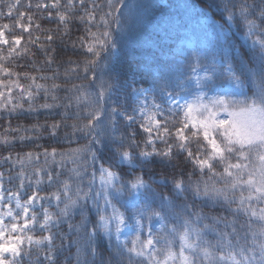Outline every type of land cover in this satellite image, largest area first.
Here are the masks:
<instances>
[{
  "label": "snow or ice",
  "instance_id": "6c2138e0",
  "mask_svg": "<svg viewBox=\"0 0 264 264\" xmlns=\"http://www.w3.org/2000/svg\"><path fill=\"white\" fill-rule=\"evenodd\" d=\"M147 7L0 0V19L15 18L0 24V145L43 132L51 140L37 145L42 151L0 155V264H31L33 255L35 264H57L65 252L64 264H264V0H204L212 32L204 47L133 70L122 55L151 42ZM38 15L57 27L42 29ZM30 47L44 65L57 64L51 76L6 66ZM69 47L84 59L64 60ZM60 67L66 83H88L62 89ZM144 68L151 83L133 86L130 74L143 79ZM41 92L39 109L63 108L60 119L13 127V118L38 111ZM63 144L77 147L53 146ZM210 206L228 215L202 211Z\"/></svg>",
  "mask_w": 264,
  "mask_h": 264
},
{
  "label": "trees",
  "instance_id": "16d2710c",
  "mask_svg": "<svg viewBox=\"0 0 264 264\" xmlns=\"http://www.w3.org/2000/svg\"><path fill=\"white\" fill-rule=\"evenodd\" d=\"M28 0H22V4L27 3ZM37 2V0H31V3L34 5ZM133 2L139 3L141 0H133ZM143 3H145L148 7L146 9L147 17L151 18V25L148 27V32L152 35V40L149 44H146L144 47H132L126 49V51L122 55V60L124 63L131 66L133 70H135L137 64H144V65H150L152 67L155 66L157 58L159 59H169L171 57H175L177 59L181 58V54L185 51L195 48L197 46L202 47L200 44L201 41H205L207 44V39L210 40L212 38V32L211 29L208 27L211 24V20H206L203 15H201V11L204 8V0H142ZM191 6V8L187 6ZM21 11H28L27 9L21 7ZM184 11H187V18L186 21H190L192 18L196 16L201 17V21L197 23L196 25H191L189 33H187L186 37L191 34L193 36V47L192 48H184L183 52L176 51L174 52L171 48L175 46V42H177L181 37H184V35L179 32V30H175L173 33H169L167 24L169 23L170 26L176 25V22L179 17L182 15L181 13ZM34 11V9L32 10ZM175 13H180L179 15L175 16ZM214 19H219L218 16H213ZM26 22V21H25ZM36 22L41 25L42 29H55L57 27L55 22H49L47 19H41L39 15L36 18ZM2 23H8V24H15V18L12 19H0V24ZM180 25V24H179ZM177 25V26H179ZM204 28L205 30H201ZM95 30V29H93ZM204 31V32H202ZM202 32V33H201ZM16 34L19 35L20 32L17 30ZM83 34V28L81 27L80 31H76V29H73V32L71 34V39L75 40L78 35ZM33 35H39L41 36V40L43 41V34L38 31H33ZM166 35V38L164 37ZM25 39H27V33H24ZM204 37V38H203ZM65 42H68V38H65ZM23 43V42H22ZM59 44V41L52 45V47H57ZM205 46V45H204ZM203 46V47H204ZM45 47H48L47 44H45ZM82 51V50H81ZM31 53H35V56L31 55ZM69 57L72 59H84V57L81 55L79 57L74 56L72 54V49L69 47L67 54L63 55V59L67 60ZM61 57H57V63H59V60ZM44 61V55L42 52H40L36 47H30V53L22 55L20 58L16 59L13 63H7L6 66L9 68H12L16 72H28L36 76L40 75H48L51 76L53 71L55 70L57 64H53L51 68H49L47 65L43 64ZM15 65H21V67H15ZM35 67H43L42 72L35 71ZM60 78L55 81V83H58L62 86V89L64 87L70 86V83H76V84H87L88 81L84 80L83 78L77 79L75 77L72 78L70 83L65 82L64 72L65 68L60 67ZM149 68L142 69L143 79H141V72H134L130 74L129 79L131 81L132 75H135V80L137 81L133 86L139 87V86H147V84L144 83V81H147L148 84L151 83V78L149 76ZM82 77V74H81ZM38 83H43L46 85H51L53 83L52 80H38ZM21 84L27 85L29 83L28 80L21 79ZM57 96L61 98L58 103H63V97L66 95V93L63 90H60L56 93ZM46 101L44 99V93H40V97L35 100V106L38 108V111L32 113L31 115L27 116H21L20 118H13L11 123L12 126L15 127L16 125H23L25 127H29L34 124H51L54 121H57L60 119V116L57 115L58 112H63V108H54L51 110V112L43 109H39V105L44 104ZM48 103H52L51 99L47 101ZM28 105L25 103V108H27ZM72 121H69L71 123ZM7 120H0V134H3L4 132V126H6ZM12 135H19L18 133H12ZM43 138L34 140L32 142H25L23 145H21L19 142L16 143L15 147L11 149H5L2 145H0V155H7L8 151L15 152H27V151H42V148H37V145H43L44 147H48L51 143V140L48 139V133L43 132L42 133ZM60 136H63V131H61ZM81 144L86 143V141H80ZM57 147H62L64 149H67L69 147H77L76 144H63V145H53ZM162 147V145H161ZM195 147V146H193ZM43 161V158H41V162ZM6 167V166H5ZM68 168H71L72 165L68 164ZM190 169V166H189ZM196 177H193L195 179ZM46 192H51L53 189L46 188ZM191 200V198L189 197ZM197 207H201L199 205V202H197ZM52 211H55V209H51ZM202 211L208 215H223L227 216L228 214L223 211V209L219 207H203ZM79 218L77 217V220ZM229 219L231 217L229 216ZM206 223L208 221H205ZM66 226H63L61 230H64ZM222 228V226H221ZM55 231V229H54ZM40 233L37 232V235ZM209 240H213L214 237L212 235H209L207 237ZM60 241L57 240L56 244L59 245ZM72 252H75V248L72 249ZM69 254L67 252L63 253L58 261L57 264H64L65 257ZM36 257L33 255L31 264H35ZM24 264H30L29 260H25ZM69 264H74L73 261H69Z\"/></svg>",
  "mask_w": 264,
  "mask_h": 264
},
{
  "label": "rangeland",
  "instance_id": "374dc122",
  "mask_svg": "<svg viewBox=\"0 0 264 264\" xmlns=\"http://www.w3.org/2000/svg\"><path fill=\"white\" fill-rule=\"evenodd\" d=\"M187 7L191 8V6H189V5ZM179 14L180 13H175V16H177ZM181 14L182 15L179 17V19L177 21H175L176 25L174 24L173 26H170L169 23L167 24L168 25L167 26V28H168L167 32L173 33L175 30H179V32H181L184 35V37H181L177 42H175L174 43L175 46L173 48H171L174 52H176V51L183 52L185 47L191 48V45L193 44V36L191 34H189V36L186 37V35L190 31L189 27L191 25H196L197 23H199L201 21L200 16H196V17L192 18L190 21H186L188 12L183 10V12ZM177 25H179V26H177ZM201 30H205V29L202 28ZM202 32H204V31H202ZM164 37L166 38V35ZM207 41H208V39H207ZM201 42L202 43L200 45L203 47L206 44V42L204 40Z\"/></svg>",
  "mask_w": 264,
  "mask_h": 264
}]
</instances>
